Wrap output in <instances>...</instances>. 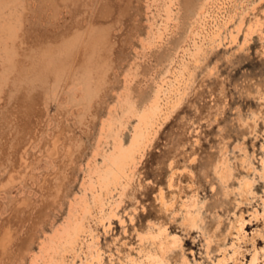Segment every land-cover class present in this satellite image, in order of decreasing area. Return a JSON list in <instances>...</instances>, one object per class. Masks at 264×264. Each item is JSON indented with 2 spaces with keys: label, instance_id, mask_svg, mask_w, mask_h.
Returning a JSON list of instances; mask_svg holds the SVG:
<instances>
[{
  "label": "rangeland",
  "instance_id": "obj_1",
  "mask_svg": "<svg viewBox=\"0 0 264 264\" xmlns=\"http://www.w3.org/2000/svg\"><path fill=\"white\" fill-rule=\"evenodd\" d=\"M4 233L0 264H264V0H0Z\"/></svg>",
  "mask_w": 264,
  "mask_h": 264
},
{
  "label": "bare ground",
  "instance_id": "obj_2",
  "mask_svg": "<svg viewBox=\"0 0 264 264\" xmlns=\"http://www.w3.org/2000/svg\"><path fill=\"white\" fill-rule=\"evenodd\" d=\"M157 110H158V106L156 103H154L151 106L149 105L148 108H145L144 110H142L140 112V114L137 117L138 121H139V125H138V127L136 126L137 130L135 131V135L133 136L131 144L128 147L129 150H126L128 148L125 149V147H124L123 149H125V150H122L123 152H121V150L119 151V152H121V154H120L119 159L117 161L118 168H120V169L123 168L129 161H131L133 159L135 153L139 152L140 149L143 148V146L146 142L145 140H146L147 131H148L149 127L151 126L153 120H154V116H155ZM119 145L121 146V144H119ZM119 147H117V149ZM116 151H118V150H116ZM5 234L6 233H4L2 238L0 239L1 245H3L6 241V238L9 237L8 234L7 235H5ZM10 236H11V234H10ZM3 252H5V251H3Z\"/></svg>",
  "mask_w": 264,
  "mask_h": 264
}]
</instances>
